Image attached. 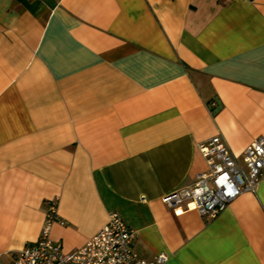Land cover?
Listing matches in <instances>:
<instances>
[{
  "label": "crops",
  "instance_id": "1",
  "mask_svg": "<svg viewBox=\"0 0 264 264\" xmlns=\"http://www.w3.org/2000/svg\"><path fill=\"white\" fill-rule=\"evenodd\" d=\"M215 135L264 138V0H0V264L54 198L63 252L118 212L144 259L264 264V178L209 220L161 202Z\"/></svg>",
  "mask_w": 264,
  "mask_h": 264
},
{
  "label": "built area",
  "instance_id": "2",
  "mask_svg": "<svg viewBox=\"0 0 264 264\" xmlns=\"http://www.w3.org/2000/svg\"><path fill=\"white\" fill-rule=\"evenodd\" d=\"M213 106L214 103L212 102ZM220 135L200 142L198 149L208 165L194 183L166 193L161 202L195 210L207 220L215 218L243 192H253L264 178V138H256L235 155ZM57 199L47 201L40 237L24 246L9 264H165L168 255L157 254L148 260L132 249L135 232L118 212L109 213L106 224L82 247L61 251V244L50 237L53 223H64L57 213Z\"/></svg>",
  "mask_w": 264,
  "mask_h": 264
}]
</instances>
